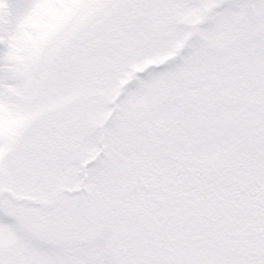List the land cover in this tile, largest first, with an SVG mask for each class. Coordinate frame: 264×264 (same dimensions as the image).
<instances>
[{
  "label": "snow or ice",
  "instance_id": "1",
  "mask_svg": "<svg viewBox=\"0 0 264 264\" xmlns=\"http://www.w3.org/2000/svg\"><path fill=\"white\" fill-rule=\"evenodd\" d=\"M0 264H264V0H0Z\"/></svg>",
  "mask_w": 264,
  "mask_h": 264
}]
</instances>
